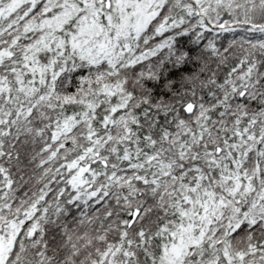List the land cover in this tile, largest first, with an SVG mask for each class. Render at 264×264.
<instances>
[{"label": "snow or ice", "instance_id": "snow-or-ice-1", "mask_svg": "<svg viewBox=\"0 0 264 264\" xmlns=\"http://www.w3.org/2000/svg\"><path fill=\"white\" fill-rule=\"evenodd\" d=\"M0 264H264V0H0Z\"/></svg>", "mask_w": 264, "mask_h": 264}]
</instances>
